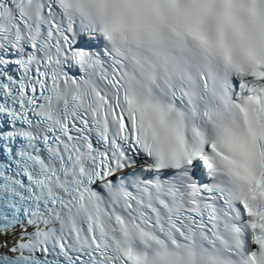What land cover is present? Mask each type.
Returning a JSON list of instances; mask_svg holds the SVG:
<instances>
[{"label":"snow or ice","instance_id":"snow-or-ice-1","mask_svg":"<svg viewBox=\"0 0 264 264\" xmlns=\"http://www.w3.org/2000/svg\"><path fill=\"white\" fill-rule=\"evenodd\" d=\"M0 264H264V0H0Z\"/></svg>","mask_w":264,"mask_h":264}]
</instances>
